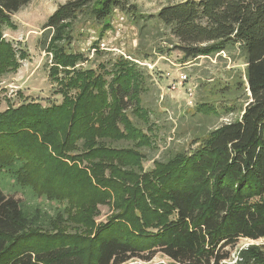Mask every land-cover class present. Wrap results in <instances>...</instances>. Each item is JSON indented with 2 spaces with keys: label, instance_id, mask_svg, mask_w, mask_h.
<instances>
[{
  "label": "trees",
  "instance_id": "obj_1",
  "mask_svg": "<svg viewBox=\"0 0 264 264\" xmlns=\"http://www.w3.org/2000/svg\"><path fill=\"white\" fill-rule=\"evenodd\" d=\"M30 1L0 0V76L28 58L4 30ZM116 10L162 26L171 47L154 44L159 56L180 50L186 63L227 52L245 63L213 92L238 115L151 168L141 148L155 144L157 125L138 61L155 55L139 46L113 55L99 41L93 57L73 47L81 26L103 36ZM46 20L58 96L0 109V264H125L157 253L169 261L147 264H264V0H181L147 16L128 0H67ZM101 206L110 213L98 221ZM245 237L255 242L237 247Z\"/></svg>",
  "mask_w": 264,
  "mask_h": 264
},
{
  "label": "rangeland",
  "instance_id": "obj_2",
  "mask_svg": "<svg viewBox=\"0 0 264 264\" xmlns=\"http://www.w3.org/2000/svg\"><path fill=\"white\" fill-rule=\"evenodd\" d=\"M65 1L67 0H31L19 11L12 13L11 26L5 28L4 36L16 47L25 48L29 54L28 58L21 60L20 67L16 71L0 76V109H4L8 104H18L24 99L37 98L45 104L49 99L53 100L58 96L53 92L54 80L49 76L48 63L52 55L46 50L49 35L46 34L44 24L58 4ZM128 1L136 3L141 13L147 16L156 14L163 5L181 0ZM148 23L145 24L148 26L141 27L139 25L143 26L144 21L135 23L125 13L116 10L112 16V27L105 30L103 36L100 33L101 26L93 24L81 26L80 30L83 33L78 35L73 47L88 55L92 53L90 56L93 57L95 52L92 48L93 43L99 41L100 48L112 52L113 55L123 54L130 58L129 54L137 53L139 47H142L139 50L144 49L145 52H152L155 55L154 59L138 61L147 69L149 77L148 88L143 95V105L151 109L153 122L157 125L152 129L155 144L152 147L141 148L147 156L144 165L151 168L154 159L165 161L177 151L194 148L197 145L193 143L196 136L205 135L212 128L229 122L238 115L237 111L225 112L223 110L225 97L213 92L218 86L225 88L231 85L230 70L234 67L244 70L245 63L241 59L234 62L227 52L222 53V57L219 54L213 57L201 56L186 63L180 61L182 58L180 50H167L164 56H159V49L154 44L162 41L166 46L169 44L164 40L162 26L158 25L157 28L155 20L153 24L151 21ZM151 35H158L155 37L156 43L149 41ZM182 75H186L187 79L181 85ZM174 83L176 88H173ZM205 101L216 105L217 111L205 114L200 108V103ZM242 101L245 100L240 99V102ZM139 122L147 127L141 120ZM130 144L121 141L116 142L115 146ZM6 185V180L0 176V187L8 192ZM44 207L53 209L48 202L44 203ZM101 212L98 221L106 220L110 207L101 206ZM262 240L264 239L260 241ZM252 242L255 241L246 237L241 238L237 247ZM237 247L232 249L233 260L237 258ZM157 261L169 260L157 253L152 261L140 258L125 264H147Z\"/></svg>",
  "mask_w": 264,
  "mask_h": 264
},
{
  "label": "built area",
  "instance_id": "obj_3",
  "mask_svg": "<svg viewBox=\"0 0 264 264\" xmlns=\"http://www.w3.org/2000/svg\"><path fill=\"white\" fill-rule=\"evenodd\" d=\"M186 79H187V76L186 75H182V78L180 80V84L182 85L184 83V81H186ZM173 88H176V83L173 84Z\"/></svg>",
  "mask_w": 264,
  "mask_h": 264
},
{
  "label": "water",
  "instance_id": "obj_4",
  "mask_svg": "<svg viewBox=\"0 0 264 264\" xmlns=\"http://www.w3.org/2000/svg\"><path fill=\"white\" fill-rule=\"evenodd\" d=\"M253 243V242H252Z\"/></svg>",
  "mask_w": 264,
  "mask_h": 264
}]
</instances>
